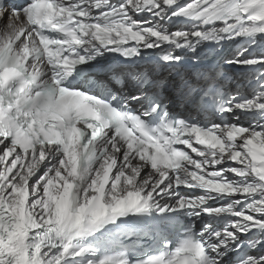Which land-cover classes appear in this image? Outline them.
<instances>
[{
	"label": "snow or ice",
	"instance_id": "snow-or-ice-1",
	"mask_svg": "<svg viewBox=\"0 0 264 264\" xmlns=\"http://www.w3.org/2000/svg\"><path fill=\"white\" fill-rule=\"evenodd\" d=\"M0 264H264V0H0Z\"/></svg>",
	"mask_w": 264,
	"mask_h": 264
}]
</instances>
